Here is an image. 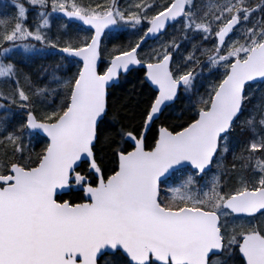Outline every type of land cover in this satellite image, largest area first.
<instances>
[{"label":"snow or ice","instance_id":"snow-or-ice-1","mask_svg":"<svg viewBox=\"0 0 264 264\" xmlns=\"http://www.w3.org/2000/svg\"><path fill=\"white\" fill-rule=\"evenodd\" d=\"M3 7L0 264H264V0Z\"/></svg>","mask_w":264,"mask_h":264},{"label":"trees","instance_id":"trees-1","mask_svg":"<svg viewBox=\"0 0 264 264\" xmlns=\"http://www.w3.org/2000/svg\"><path fill=\"white\" fill-rule=\"evenodd\" d=\"M7 2H8V0H0V12L7 11V14L11 15V9L5 10L3 7ZM22 2H24L26 4V0H22ZM84 2L87 3L88 0H84ZM121 2H123V0H121ZM29 11H31V9ZM113 43H115V44L126 43V37L123 39H116L113 37V38H110V40L104 41V45L109 49L112 47ZM52 60H53V58L51 56H46L45 58H38L37 63L38 64H49V63H52ZM40 147H41L40 145H37L36 151H39Z\"/></svg>","mask_w":264,"mask_h":264},{"label":"rangeland","instance_id":"rangeland-1","mask_svg":"<svg viewBox=\"0 0 264 264\" xmlns=\"http://www.w3.org/2000/svg\"><path fill=\"white\" fill-rule=\"evenodd\" d=\"M31 15H32V12L31 11H29V16H30V18H31ZM54 23H58V19L57 20H55L54 21ZM46 56H44V57H40V58H45Z\"/></svg>","mask_w":264,"mask_h":264}]
</instances>
